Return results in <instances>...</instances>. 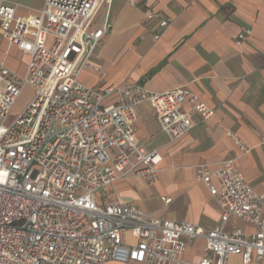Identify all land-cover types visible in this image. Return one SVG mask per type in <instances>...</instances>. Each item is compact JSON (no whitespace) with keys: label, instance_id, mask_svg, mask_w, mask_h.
I'll use <instances>...</instances> for the list:
<instances>
[{"label":"built area","instance_id":"built-area-1","mask_svg":"<svg viewBox=\"0 0 264 264\" xmlns=\"http://www.w3.org/2000/svg\"><path fill=\"white\" fill-rule=\"evenodd\" d=\"M104 1L44 0L27 18L15 14L16 3L0 0V264H231L232 256L239 257L233 264H264V194L234 159L213 170L195 166L221 209L211 227L158 218L118 201L114 182L131 175L155 182L162 159L134 145L135 106L148 102L170 141L194 125L185 103L203 120L213 109L184 86L157 92L141 82L102 89L81 83L79 74L111 28L109 22L92 28ZM144 12L158 25L157 40L171 19L153 8ZM250 34L244 29L234 43ZM12 46L28 57L22 75L5 63ZM25 85L34 95L5 126ZM230 136L242 153L249 150ZM237 221L254 230L245 232ZM194 238L204 241L197 262L180 257Z\"/></svg>","mask_w":264,"mask_h":264},{"label":"crops","instance_id":"crops-1","mask_svg":"<svg viewBox=\"0 0 264 264\" xmlns=\"http://www.w3.org/2000/svg\"><path fill=\"white\" fill-rule=\"evenodd\" d=\"M9 1L16 3L17 16L30 18L44 0ZM129 1L105 0L99 6L92 28L105 22L111 28L78 80L97 89L126 82H141L157 92L184 86L211 107L213 114L203 120L185 103L194 125L170 141L154 108L148 102L135 106L134 145L156 150L162 159L155 182L127 176L114 182L116 197L158 218L211 227L219 221L221 209L207 185L197 180L196 165L213 170L222 161L234 159L253 189L264 194V0H135L142 7ZM150 8L171 19L157 40L153 39L157 23L145 19L144 11ZM246 28L251 34L236 45V35ZM4 45L0 44V59ZM13 53L25 60L24 74L28 57L15 46L5 63L20 74L8 63ZM113 100L111 96L107 102ZM230 132L248 147L247 152L242 153ZM211 183L218 186L215 176ZM260 213L264 219V206ZM237 224L245 232L254 230L249 223ZM186 242L180 257L197 262L203 239ZM238 261V256L229 259L231 264Z\"/></svg>","mask_w":264,"mask_h":264},{"label":"rangeland","instance_id":"rangeland-1","mask_svg":"<svg viewBox=\"0 0 264 264\" xmlns=\"http://www.w3.org/2000/svg\"><path fill=\"white\" fill-rule=\"evenodd\" d=\"M24 62L25 60L16 53H13L8 59L9 65L14 67L20 74L23 71ZM33 95L34 91L30 85H25V87L22 88L7 115L6 121L4 123L5 126H8L11 122H13V120L27 105Z\"/></svg>","mask_w":264,"mask_h":264}]
</instances>
